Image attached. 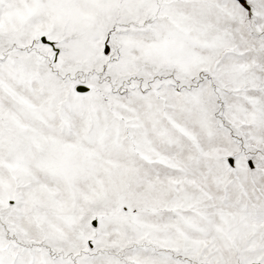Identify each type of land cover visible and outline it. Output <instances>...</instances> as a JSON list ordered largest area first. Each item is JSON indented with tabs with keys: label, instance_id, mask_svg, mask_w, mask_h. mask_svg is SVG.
Listing matches in <instances>:
<instances>
[{
	"label": "snow or ice",
	"instance_id": "1",
	"mask_svg": "<svg viewBox=\"0 0 264 264\" xmlns=\"http://www.w3.org/2000/svg\"><path fill=\"white\" fill-rule=\"evenodd\" d=\"M0 264H264V0H0Z\"/></svg>",
	"mask_w": 264,
	"mask_h": 264
}]
</instances>
